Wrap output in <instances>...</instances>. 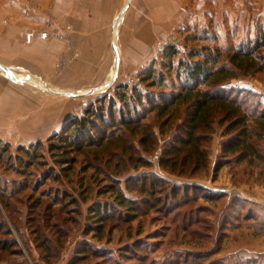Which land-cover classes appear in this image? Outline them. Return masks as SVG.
<instances>
[{"label":"rangeland","instance_id":"obj_1","mask_svg":"<svg viewBox=\"0 0 264 264\" xmlns=\"http://www.w3.org/2000/svg\"><path fill=\"white\" fill-rule=\"evenodd\" d=\"M104 1L95 26L85 28L93 41L105 38L104 43L90 45H99L98 52H81L75 45L71 58L65 51L59 54L55 71L7 67L15 78L28 81L23 82L24 103L14 101L12 94L0 100V139L13 156L18 146L42 143L39 152L44 156L38 160L45 161V167L35 162L22 174L14 160L8 165L5 158L0 160L4 195L0 239L13 243L0 254V264H71L75 257L83 260L74 264H264V134L257 143L261 158L240 163L233 158L215 172L225 141L223 127L216 125L208 144L207 169L189 176L161 167L162 151L175 131L155 126L159 145L154 153L143 154L149 167L134 169L127 164L123 170L117 159L108 162L102 156L95 162L93 148L77 156L73 173L57 179L60 171L55 165L54 176L44 177L45 170L54 166L51 155L44 152L48 139L63 134L66 125L83 117L97 99L113 95L117 85L138 84L139 74L154 62L160 69L164 47L175 46L183 59L208 47L225 56L240 43L253 41L264 27V10L257 0H131L125 11L127 0ZM46 21L50 28L49 11ZM61 29L70 47L72 26ZM172 62L175 68L177 58ZM0 75L9 78L1 69ZM225 89L260 103L250 112L264 111V72L234 79ZM146 175L157 183L153 205H140L129 221L115 217L98 232L89 207L112 203L109 192L102 194L108 185L141 201L143 197L129 193L127 185L137 179L139 191ZM81 183L91 186L84 195L79 194ZM165 193L175 200L165 199Z\"/></svg>","mask_w":264,"mask_h":264},{"label":"trees","instance_id":"obj_2","mask_svg":"<svg viewBox=\"0 0 264 264\" xmlns=\"http://www.w3.org/2000/svg\"><path fill=\"white\" fill-rule=\"evenodd\" d=\"M208 48L206 51H192L187 59H183L175 46L168 45L163 49L160 69L154 62L139 74L138 84L133 87L117 85L113 95L97 99L85 109L83 117L66 125L63 134L48 139L44 152L51 155L54 166L45 170L44 177L54 176L55 165L60 171L56 174L57 179L73 173L77 156L93 148L96 151L93 155L95 162L102 156L108 162L117 159L124 166L123 170L127 164L134 169L149 167L150 163L143 154L154 153L159 145L155 126L160 130L165 127V132L175 131L160 158L161 167L172 174L193 176L207 169L208 144L216 125L223 127L225 141L215 172L233 158L238 163L245 162L249 157L261 158L257 143L263 139L264 111H249L258 108L260 103L249 102L238 93L232 96L225 87L234 79L264 72V27H259L253 41L240 43L225 56L218 49ZM176 58L174 68L172 60ZM171 77L174 80L170 82ZM150 118L152 122H148ZM0 144V160L5 158L6 165L14 160L22 174H26L35 162L41 168L45 167V161L38 160L44 156L39 152L42 143L18 146L15 156L8 143H2L0 139ZM93 161L87 160L89 166ZM136 180H130L127 191L138 192L143 197L141 201L136 202L127 197L121 188L108 185L109 190L102 194L109 192L112 203H95L89 207V216L96 223L98 232L115 217L121 220L125 217L129 221L140 211V205L143 208L153 205L151 200L157 183L149 175L142 176L137 191ZM1 184L0 181V198L3 200ZM90 187L81 183L79 194H86ZM174 198L165 193V199L170 202ZM11 245L12 241L0 239V254L7 252ZM80 250L86 248L80 247ZM74 260L83 258L75 257ZM74 260L71 264L75 263Z\"/></svg>","mask_w":264,"mask_h":264},{"label":"crops","instance_id":"obj_3","mask_svg":"<svg viewBox=\"0 0 264 264\" xmlns=\"http://www.w3.org/2000/svg\"><path fill=\"white\" fill-rule=\"evenodd\" d=\"M104 3V0H0V64L18 71L41 73L55 71L62 51L71 58L75 45L81 52L95 54L99 45L96 48H90V45L98 44V40L103 42L105 38L93 41L85 28H90V24L95 26L98 11ZM257 3L260 10H264V0H257ZM48 11L50 28L45 27ZM65 25L72 26L74 32L69 33L70 47L68 38L64 37L66 33L61 29ZM82 64V61L78 63ZM100 71L104 70L101 68ZM10 80L0 75V100L12 94L14 101L24 103L23 83Z\"/></svg>","mask_w":264,"mask_h":264},{"label":"water","instance_id":"obj_4","mask_svg":"<svg viewBox=\"0 0 264 264\" xmlns=\"http://www.w3.org/2000/svg\"><path fill=\"white\" fill-rule=\"evenodd\" d=\"M130 3H131V0H127L126 5H125L123 11H125V10L128 8V6L130 5ZM0 69H1L2 71H4L5 73H7L8 76H9V78H10L11 80H13V81L21 82V83H23V82H27V81H28V79H26V78H15V77L10 73V70H9L7 67H5V66H3V65H1V64H0ZM106 85H107V84L105 83V86H106ZM54 93H55V94H58V95H64V96H73V95H74V94H72V93H67V92H55V91H54ZM90 93H91V92H90Z\"/></svg>","mask_w":264,"mask_h":264}]
</instances>
